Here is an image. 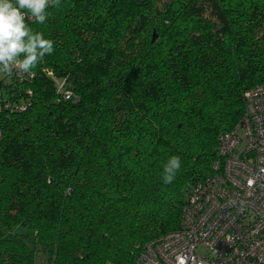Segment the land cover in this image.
<instances>
[{
	"label": "trees",
	"instance_id": "16d2710c",
	"mask_svg": "<svg viewBox=\"0 0 264 264\" xmlns=\"http://www.w3.org/2000/svg\"><path fill=\"white\" fill-rule=\"evenodd\" d=\"M48 12L28 24L54 52L0 80V264H136L179 227L243 91L264 83V0H60ZM173 155L181 169L165 184Z\"/></svg>",
	"mask_w": 264,
	"mask_h": 264
},
{
	"label": "built area",
	"instance_id": "2783aa9c",
	"mask_svg": "<svg viewBox=\"0 0 264 264\" xmlns=\"http://www.w3.org/2000/svg\"><path fill=\"white\" fill-rule=\"evenodd\" d=\"M243 100L242 118L218 138L211 174L188 187L179 227L146 243L136 264H264V83Z\"/></svg>",
	"mask_w": 264,
	"mask_h": 264
},
{
	"label": "clouds",
	"instance_id": "9594fccd",
	"mask_svg": "<svg viewBox=\"0 0 264 264\" xmlns=\"http://www.w3.org/2000/svg\"><path fill=\"white\" fill-rule=\"evenodd\" d=\"M59 6L60 0H0V74H35L34 69L45 56L54 52V41L34 31L28 20L44 24L48 9ZM180 169V157L171 156L163 166V182L172 183Z\"/></svg>",
	"mask_w": 264,
	"mask_h": 264
},
{
	"label": "rangeland",
	"instance_id": "374dc122",
	"mask_svg": "<svg viewBox=\"0 0 264 264\" xmlns=\"http://www.w3.org/2000/svg\"><path fill=\"white\" fill-rule=\"evenodd\" d=\"M0 79H4V80L8 81L7 80V76H4L2 74H0ZM197 253L201 254V255H204V254H206V251L204 249L202 250V248H199V249H197Z\"/></svg>",
	"mask_w": 264,
	"mask_h": 264
},
{
	"label": "crops",
	"instance_id": "0c3cea01",
	"mask_svg": "<svg viewBox=\"0 0 264 264\" xmlns=\"http://www.w3.org/2000/svg\"><path fill=\"white\" fill-rule=\"evenodd\" d=\"M1 80V79H0ZM4 82H7L6 80H4Z\"/></svg>",
	"mask_w": 264,
	"mask_h": 264
}]
</instances>
